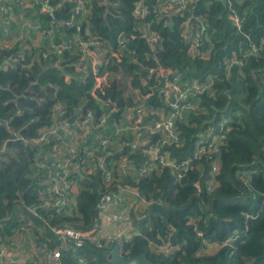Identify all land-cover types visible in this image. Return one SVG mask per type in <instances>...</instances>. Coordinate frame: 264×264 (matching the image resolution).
<instances>
[{
    "label": "trees",
    "instance_id": "16d2710c",
    "mask_svg": "<svg viewBox=\"0 0 264 264\" xmlns=\"http://www.w3.org/2000/svg\"><path fill=\"white\" fill-rule=\"evenodd\" d=\"M2 1L13 6L14 19L7 37L0 23V244L31 253L33 264H79L78 255L81 264H111V239L88 237L79 246L69 240L58 261L43 251L60 248L54 227L92 229L102 193L121 184L149 201L129 212L140 232L123 246L124 256L145 253L159 264H264V0H178L170 7L174 0H141L140 15L134 12L139 0H83L78 13L76 0H50L47 11ZM23 20L53 33L21 39L16 24ZM152 32L153 45L147 41ZM66 39L71 43L62 52L50 48ZM92 48L103 56L96 69L87 54ZM174 74L179 83L199 81L204 88L187 92L179 104L171 131L176 141L169 131L146 136L147 145L174 161L169 166L131 147L134 130L114 134L112 125H127V109L136 105L150 110L151 121L170 113L174 93L166 99L161 90ZM209 131L216 137L210 151L185 169L182 162ZM102 134L110 142L95 152ZM67 155L75 201L57 212V195L47 191L38 161ZM100 159L114 168L110 183ZM123 162L133 167L119 170ZM145 162L153 169L141 172ZM149 240L173 248L161 251ZM212 244L217 247L207 250Z\"/></svg>",
    "mask_w": 264,
    "mask_h": 264
},
{
    "label": "built area",
    "instance_id": "2783aa9c",
    "mask_svg": "<svg viewBox=\"0 0 264 264\" xmlns=\"http://www.w3.org/2000/svg\"><path fill=\"white\" fill-rule=\"evenodd\" d=\"M15 4H17L20 7H23L28 4H38L40 5L41 11H47L50 10V7L47 6L50 0H11ZM79 4L76 8V13L79 12V10H82V4L83 0H76ZM180 2H184V0H179ZM142 2L139 0L138 6L134 9L135 14L140 15L143 14V8L141 6ZM178 0H174L173 2H170V5H178ZM230 18L233 20L235 25L237 27L240 26V20L239 17H237L235 14L231 13ZM13 16L11 14V6L6 1L3 2L0 0V22L2 25V31L3 36L7 37L11 34V26L13 24ZM70 24V23H69ZM20 33L19 36L21 39L25 38V36H28L32 33H36L37 39L41 37L40 32L44 34L51 35L53 31L51 29H43L38 23H31L27 20H23L20 25ZM59 28H57L58 30ZM147 41L153 45L157 41L156 34L149 33L147 34ZM71 43L70 39H66L65 42L61 44H51L50 48H52L56 52H62L66 49V47ZM78 44L81 46H85V42L78 41ZM96 44L95 42L90 43V45ZM200 45V41L198 40V37L195 36L192 39V46L197 48ZM43 56H46V53L43 54ZM226 62V60L224 61ZM235 60L233 58L228 60V65H231ZM172 81H166L164 84V88L161 90L163 96L168 99V96L172 93H174V100L169 101L168 99V105L171 107L170 113L167 115H160L158 118L154 117L152 121L149 119H146L148 115L150 114L147 111V108L144 105H136L132 106L131 108L127 109V113L125 115V118L128 120L127 125H121L119 122L114 121L113 122V133L118 134L122 130L131 128L134 130V139L131 142V147L133 149H142L145 155H150V160L153 162L157 160V162L161 165H169L174 166V161L171 158H166L165 156H160L158 154L159 152V146L158 145H147L149 142V138L146 137L148 133H155L158 131H169L170 135L173 137V139L177 140V134L172 131L174 120L178 117H180V111H179V104L181 102H185L184 98L186 97V93L189 91H195V92H201L204 88L203 84L199 83V81H191V82H185L182 84L181 82H177L179 77L174 74L172 77ZM103 106H108L106 102L101 103ZM185 106L194 108L196 104H193L191 102H186ZM91 112L88 111L85 118V123L88 121V118L91 117ZM107 120V115H104L100 119L99 124H105ZM226 122V119H224L220 123V128L224 125ZM143 124V125H141ZM85 127L86 126H82ZM54 130V131H53ZM48 130V133H54L56 130ZM46 133L41 134V139H45ZM215 135L212 134V131H209L206 136L203 139H199L195 142V147L193 149V156L189 157L187 159H184L181 166L186 167L189 165V161L195 158H198L202 153L210 151V148L213 144V139ZM111 135H100L98 136V143L97 146L94 148V151L101 150L102 152L106 150L107 145L110 142ZM162 142H165L162 141ZM85 154H89V147H85ZM91 151V150H90ZM1 159V157H0ZM73 157L71 155H67L63 158H51L48 160H39L38 163L41 167H44L46 170V180L49 182V187L47 188L48 192H52L57 195L56 201L54 202V209L55 211L59 212L65 209L67 206H69L67 203H69V200L62 196L63 193L70 191V193L73 192V189H75V182L72 178L69 177L70 172L73 170L74 165H72ZM153 163L145 162L142 166L141 172H147L150 168H152ZM98 166L101 170V174L104 180L109 181L111 176L114 172V168L107 166L105 159H100L98 161ZM116 166V165H115ZM119 170L120 168L124 171V169H130L133 167V164L129 163H121L120 167L116 166ZM177 168V166H176ZM153 169V168H152ZM216 170V164L212 166V171ZM90 171V169L88 170ZM177 178L181 177V173L177 172ZM198 189H200L199 183L195 184ZM60 194V195H58ZM139 191L136 189H133L129 186L124 185H117L114 189H107L105 192L102 193L97 205V215H96V222L92 229L87 231H80L73 229L69 226H62L60 228H52L62 239L60 242V248H54V249H45L43 251L45 255L53 261H58L60 256V249L62 247H67V241H72L76 245H82L85 238H92L95 240H98L99 238H104L106 240L111 239L112 241H119V253L122 257H126L123 254V246L129 242L136 233L137 230L134 229V227L131 224V219L129 216V212L133 209H135L138 205H145L149 201H147L144 197L139 196ZM36 213V212H35ZM110 230L109 232L105 233L104 231ZM145 237V236H144ZM153 247H157L161 251H171L170 249L173 248L170 245L169 241L164 242L163 244L158 245L157 243L149 240V243ZM98 245H101V243L98 241ZM73 251L76 250V248H71ZM108 258V256H107ZM78 263H83L82 258L78 255L77 256ZM0 260H3L0 256Z\"/></svg>",
    "mask_w": 264,
    "mask_h": 264
},
{
    "label": "rangeland",
    "instance_id": "374dc122",
    "mask_svg": "<svg viewBox=\"0 0 264 264\" xmlns=\"http://www.w3.org/2000/svg\"><path fill=\"white\" fill-rule=\"evenodd\" d=\"M168 5V4H167ZM169 6V5H168ZM13 17H14V14H13ZM14 19V18H13ZM22 22V21H21ZM1 23V22H0ZM20 24L21 23H17L16 24V28L18 29L20 27ZM13 35H15V32H13ZM33 41H36V40H33ZM91 55L92 54H89V57L91 58ZM95 55V56H94ZM93 63H92V67H94L95 69L98 67V65L101 63L102 59H103V56L101 53L95 51L94 54H93ZM150 94H146L145 97H149ZM44 183H46L49 187V182L46 180ZM47 187V188H48ZM46 188V189H47ZM76 189V187H75ZM74 191V189H73ZM74 194L71 193V195H64L63 197H65L66 199H71L69 200V203H67L70 207L71 205L73 204V202L75 201L74 200ZM75 206V204H74ZM140 205H138L135 209H137ZM110 230H106L104 231L105 233L109 232ZM140 230L138 229L136 231V233H139ZM69 247V245L67 246ZM217 246H214V244L212 245H207V250H211L212 248H216ZM74 248V247H72ZM68 249V248H67ZM72 250V249H71ZM77 252V249L76 250H72V252L70 253V255L73 257L74 253ZM31 253H27V251H23V249H13L11 247H8V246H2L0 248V256L1 258H6L8 259V261H4V260H0V264H33L35 261V259H33L32 257L30 258ZM62 254L60 253V256ZM33 261V262H31Z\"/></svg>",
    "mask_w": 264,
    "mask_h": 264
},
{
    "label": "water",
    "instance_id": "95a60500",
    "mask_svg": "<svg viewBox=\"0 0 264 264\" xmlns=\"http://www.w3.org/2000/svg\"><path fill=\"white\" fill-rule=\"evenodd\" d=\"M77 115L69 118V122H72ZM108 261L111 264H159L151 261L145 253H139L131 257H122L119 253V241H115V244L108 254ZM200 264V263H199Z\"/></svg>",
    "mask_w": 264,
    "mask_h": 264
},
{
    "label": "crops",
    "instance_id": "0c3cea01",
    "mask_svg": "<svg viewBox=\"0 0 264 264\" xmlns=\"http://www.w3.org/2000/svg\"><path fill=\"white\" fill-rule=\"evenodd\" d=\"M7 2V1H6ZM11 6V10H12V8H13V6L12 5H10ZM35 40V39H34ZM36 40H40L39 38L38 39H36ZM96 51V49L94 48H92V49H89V50H87V54L89 55V54H92L91 55V58H90V62H91V64L93 63V54H94V52ZM95 56V55H94ZM93 66V65H92ZM73 193H75V191H73ZM2 247V243L0 244V248ZM4 259H6V258H4ZM3 259V260H4ZM5 261V260H4ZM6 261H8V259L6 260Z\"/></svg>",
    "mask_w": 264,
    "mask_h": 264
}]
</instances>
